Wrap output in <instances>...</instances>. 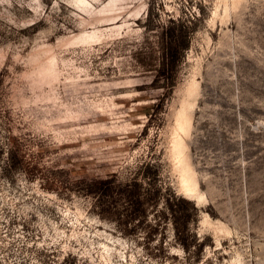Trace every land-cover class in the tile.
<instances>
[{"label": "rangeland", "instance_id": "374dc122", "mask_svg": "<svg viewBox=\"0 0 264 264\" xmlns=\"http://www.w3.org/2000/svg\"><path fill=\"white\" fill-rule=\"evenodd\" d=\"M112 172L160 189L128 232L89 189ZM0 264H264V0H0Z\"/></svg>", "mask_w": 264, "mask_h": 264}, {"label": "trees", "instance_id": "16d2710c", "mask_svg": "<svg viewBox=\"0 0 264 264\" xmlns=\"http://www.w3.org/2000/svg\"><path fill=\"white\" fill-rule=\"evenodd\" d=\"M192 25L183 17L169 18L168 25L163 35H161V56L160 59L145 61L140 59L146 69L154 71L151 84L171 88L174 85L176 66L183 55V51L188 47ZM89 189L97 194V212L101 216L112 218L116 224L128 232L137 227L146 211V202H151L152 207L158 205L159 191L157 186L152 189L143 185L135 176L126 180L118 179L115 172L107 176L99 177L89 184ZM165 198L167 209L170 210L171 221L174 227L175 236L183 243L185 241L182 234V226L187 222V217H183L181 209L189 201L183 196L173 194ZM118 201H121L119 204ZM158 209L155 208V212ZM181 217H183L181 219Z\"/></svg>", "mask_w": 264, "mask_h": 264}]
</instances>
